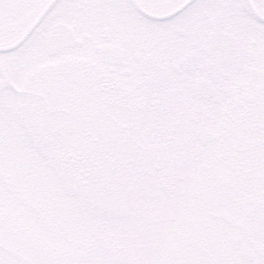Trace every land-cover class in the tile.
<instances>
[{"label": "snow or ice", "instance_id": "snow-or-ice-1", "mask_svg": "<svg viewBox=\"0 0 264 264\" xmlns=\"http://www.w3.org/2000/svg\"><path fill=\"white\" fill-rule=\"evenodd\" d=\"M0 264H264V0H0Z\"/></svg>", "mask_w": 264, "mask_h": 264}]
</instances>
